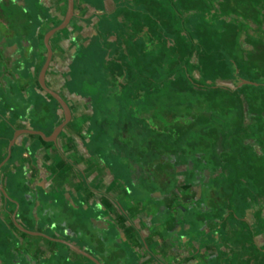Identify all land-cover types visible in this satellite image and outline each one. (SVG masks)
<instances>
[{"label": "crops", "instance_id": "crops-1", "mask_svg": "<svg viewBox=\"0 0 264 264\" xmlns=\"http://www.w3.org/2000/svg\"><path fill=\"white\" fill-rule=\"evenodd\" d=\"M172 2L184 18L183 32L175 35L170 20L162 15L165 0H75L72 19L50 38L52 56L45 75L46 84L69 103L72 117L56 141L36 133H21L13 143L20 130H39L49 136L65 120L61 104L41 86L40 73L47 58L42 35L64 20L68 0H20L31 20L39 13L44 15L43 21H35L40 36L12 38L13 52L0 57V188L21 204L20 220L38 227V216L42 215V225H48L50 204L61 193L67 192L70 198L84 194L92 201L98 196L94 188L105 177L113 193L134 194L111 170V161L102 156L93 137L104 127L103 121L111 109L121 120L119 128H123L124 107L127 98H131L132 87L136 96L130 102L135 106L137 120H144L146 115L154 120L153 78H136L133 70L135 66L157 63L159 37L168 42L178 61L175 68L168 63L157 67L165 73L173 72L157 83V91L163 90L167 82L171 83L168 92L184 90L185 95L189 89L203 94L205 83L215 88L264 86V0H206V4L186 0V6L181 0ZM149 3L154 5V27L163 28L167 36L159 32L157 36L147 34V27L139 36L130 35L128 26L145 18L140 9ZM89 62L94 64L91 79L87 80ZM239 95L242 101L255 99L259 106V97L264 94L258 91ZM166 100L157 98L162 128L184 129L187 98L184 103ZM162 189L174 205L185 204L184 184L181 193L168 191L164 186ZM13 208L0 189V219L9 223L8 211ZM28 211L34 212L36 219L29 218ZM131 215L142 221L145 240L157 241V256L162 261L157 264H264L257 245L252 247L258 252L254 258L222 262L214 258L218 249L211 246L210 233L207 240L201 230L192 231L181 243L171 229V220L159 218L157 228L151 229L149 212ZM118 218L123 224L122 217ZM257 226L258 244L264 246V222L260 220ZM200 238L202 241L198 242Z\"/></svg>", "mask_w": 264, "mask_h": 264}, {"label": "flooded vegetation", "instance_id": "flooded-vegetation-1", "mask_svg": "<svg viewBox=\"0 0 264 264\" xmlns=\"http://www.w3.org/2000/svg\"><path fill=\"white\" fill-rule=\"evenodd\" d=\"M19 3L0 0V57L13 52L12 38L41 35L35 21H43L44 15L31 20L24 7L23 22L15 13L14 5ZM60 24L42 35L47 58L46 36ZM133 73L136 78L152 76L157 94V63L135 66ZM255 87L215 88L205 83L203 94L189 89L185 128L172 130L162 128L157 98L154 120L148 115L137 120L130 102L136 96L132 87L123 128L111 109L93 139L102 156L111 161V170L124 181L122 185L134 194L113 193L105 177L94 188L98 196L92 201L84 194L70 198L67 192L61 193L48 209L50 223L43 226L39 215L35 227L20 220L21 204L0 188L6 202L14 204L8 211L9 223L0 219V264H157L161 261L157 241L145 240L142 221L131 215L143 211L151 216V229L157 228L159 218L171 220L181 243L192 231L201 230L206 239L210 233V244L218 249L214 258L219 261L254 258L261 250L259 255L264 257L256 233L260 220L264 222V95L259 106L255 99L242 101L239 95L264 94V86ZM183 184L184 205H174L168 193L159 191L174 185L172 191L181 193ZM27 215L36 219L34 212Z\"/></svg>", "mask_w": 264, "mask_h": 264}, {"label": "trees", "instance_id": "trees-1", "mask_svg": "<svg viewBox=\"0 0 264 264\" xmlns=\"http://www.w3.org/2000/svg\"><path fill=\"white\" fill-rule=\"evenodd\" d=\"M145 1H148V0H145ZM181 1L183 2V5H185L186 0H181ZM194 1L197 3L204 2L206 4V0H194ZM153 6H154L153 4H150L146 8L140 9L141 11L144 12L145 18L142 19L141 21L136 19L134 20L133 23H131L128 26L131 36H139L140 34L143 33L146 27L149 29L147 30L148 32L147 34L152 33L153 36H155L159 32L161 36H167L163 28L154 27L155 20L151 15V8ZM162 15L170 20V26H171V29L173 30V33H172L173 35L180 34L183 32L184 30L183 15L180 12V10L175 7V4L172 2V0H165L164 9L162 10ZM135 16H137V14H135ZM154 29L156 30V32L154 31ZM161 39L162 37L161 38L159 37V39H157V44H158L157 45V67L159 68L165 63H168L170 67L172 66L174 67L177 64L178 56L174 54L173 50L170 47H168V42L167 41L163 42ZM153 63H156V62H153ZM172 73H173L172 70H169L167 73L163 72L162 70L160 71L157 70V83L159 84L160 82H162V80L167 79ZM169 86L171 87L170 82H169ZM168 91H166L167 93L166 101L175 102L179 100L183 103L185 102L186 95L184 94L185 92H183L184 90H176V92L173 91L172 93Z\"/></svg>", "mask_w": 264, "mask_h": 264}, {"label": "water", "instance_id": "water-1", "mask_svg": "<svg viewBox=\"0 0 264 264\" xmlns=\"http://www.w3.org/2000/svg\"><path fill=\"white\" fill-rule=\"evenodd\" d=\"M74 7H75V0H68V10H67V13H66V16H65L63 22L59 26L51 29L48 32V34L46 36V43H47V46L49 48V55H48V58H47L44 66L41 70V73H40V84H41V86L47 92L52 94L54 96V98L62 105V107L64 109L65 120L61 124H59L55 128L53 133L49 136L45 135L42 131H39V130H32V129L22 130L21 132H18L15 134V136L13 138V143L16 140V138L18 137V135H20L22 132L37 133V134H40L44 139H46L48 141H56L59 133L61 132L63 127L70 121V119L72 117V112H71V108L69 106V103L57 91L53 90L52 88H50L46 84L45 75H46V71L48 69V66H49V63L51 60V56H52V50H51V45L49 43V39L55 32L65 28L68 25V23L70 22V20L72 19L73 15H74Z\"/></svg>", "mask_w": 264, "mask_h": 264}, {"label": "rangeland", "instance_id": "rangeland-1", "mask_svg": "<svg viewBox=\"0 0 264 264\" xmlns=\"http://www.w3.org/2000/svg\"><path fill=\"white\" fill-rule=\"evenodd\" d=\"M15 6V13L16 14H18V18L19 19H21L22 18V20H23V22L26 20V16H24V13H23V9H24V7L22 6L21 7V5L20 4H17V5H14ZM20 14H22V15H20ZM33 20H36V16H34V18H33ZM22 22V23H23ZM94 64V62H89V64H88V68H89V71H88V74H87V80L88 79H91V74H92V71H93V68H91V66ZM97 74V76L98 77H100V73H96ZM93 78V77H92ZM168 83L169 82H167V84H166V86L163 88V90H161V91H157V94H156V92H151V96H152V98L153 99H155V98H159V97H162V98H164V97H166V91L170 88V86L168 85ZM185 96V95H184ZM151 98V99H152ZM185 98H187V94H186V96H185ZM186 100V99H185ZM168 102V101H167ZM171 101H169L168 103H170ZM98 131H99V129H98ZM158 188V187H157ZM172 190H174V185H172V186H169V188H168V191H172ZM160 192H162V193H165V191H163V189L161 190H159ZM167 191V192H168ZM178 215V214H177Z\"/></svg>", "mask_w": 264, "mask_h": 264}]
</instances>
